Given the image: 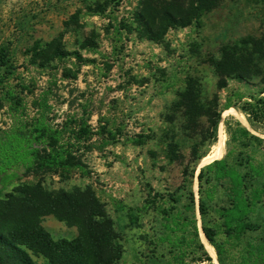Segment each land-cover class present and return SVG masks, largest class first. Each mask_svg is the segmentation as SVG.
Here are the masks:
<instances>
[{
    "label": "rangeland",
    "instance_id": "obj_1",
    "mask_svg": "<svg viewBox=\"0 0 264 264\" xmlns=\"http://www.w3.org/2000/svg\"><path fill=\"white\" fill-rule=\"evenodd\" d=\"M140 3L0 0V52L6 50V67L0 68V140L18 127H29L42 112L51 126L85 115L95 133L104 128L113 138L108 143L100 136L91 139L92 148L84 158L88 177L78 171L32 177L24 176L21 166L7 169L0 174V200L10 194L18 197L20 189L34 186L48 192L89 187L120 237L122 257L117 264H156L168 258V245L159 241L160 218L147 203L154 199L162 205L158 195L168 199L176 190L191 189L200 228L197 175L203 167L228 158L242 164L243 173L249 163L262 166L264 172V141L245 150L230 136L239 123L264 140V126L251 123L242 110L264 96L262 77L227 80L225 88L217 89L211 66L222 47L246 38L264 44V0L225 1L189 27L168 29L160 42L139 33L134 18ZM261 68L264 71V64ZM188 78L200 84L202 112L219 115L214 140L207 133V117L190 134L176 116L178 95ZM9 92L21 100L17 111L10 106ZM228 105L235 113H226ZM217 149L223 150L222 158L200 164ZM3 162L0 157V165ZM208 178L205 174L203 180ZM255 183L264 184V175ZM210 185L214 186L203 184L202 190ZM213 190L210 226L218 224L215 210L227 202L224 187L215 185ZM254 210L249 218L253 231L227 237L218 230L222 264H242L250 246H260L264 258V197ZM36 221L54 240L78 236L76 226L54 216ZM21 248L35 264H46L42 256ZM213 250L210 263L195 264H220Z\"/></svg>",
    "mask_w": 264,
    "mask_h": 264
},
{
    "label": "trees",
    "instance_id": "obj_2",
    "mask_svg": "<svg viewBox=\"0 0 264 264\" xmlns=\"http://www.w3.org/2000/svg\"><path fill=\"white\" fill-rule=\"evenodd\" d=\"M116 1L110 0V3ZM225 1L230 0H141L134 23L142 37L160 42L168 29L189 27ZM263 64L264 44L261 40L246 38L232 46L222 47L220 58L211 60L218 78L217 89L225 88L227 80L243 81L257 76L262 77L264 85ZM3 67H6V50L0 52V68ZM8 100L11 108L17 111L21 100L11 92L8 93ZM212 103L216 106V100ZM202 107L200 84L196 79L188 78L185 89L178 95L176 116L183 121L190 134L197 129L199 121L207 117V133H210L209 139L214 140L219 115L209 111L203 113ZM230 107L228 105L226 109ZM242 110L251 123L264 126V96L252 104H245ZM235 127L230 136L238 140L245 150L253 142L260 145L264 141L239 123ZM94 136H100L105 143L113 141L111 133L104 128L95 133L85 115L69 118L59 126H51L42 112L29 127H18L5 141L0 140V157L4 160L0 165V174L13 166H21L24 176L41 177L78 171L81 176L88 177L90 171L84 158L92 148L91 139ZM242 167V164L226 158L213 161L199 171L200 228L191 189L176 190L168 199L158 195L162 205L154 199L147 202L160 218L163 234L159 241L168 245V258H162V262L156 264L210 263L212 256L200 241V231L216 250L218 261L222 264L221 251L216 243L218 230L227 237H239L246 231H253L249 218L264 197V184L259 185L255 181L264 172L262 166L253 163L245 167L248 172L243 173ZM205 174H209L207 182L203 180ZM209 183L214 186L210 185L203 191V184ZM215 185L224 187L227 202L215 210L218 224L210 226L208 203H213L215 199ZM18 194V197L10 194L7 200H0V264H35L21 247L42 256L46 264H117L120 261V237L114 231L104 206L89 187L48 192L34 186L20 189ZM45 216H54L68 226H76L78 236L72 240H54L36 221ZM134 219L129 216L133 225L136 223ZM261 256L260 246H250L248 258L243 259L242 264H264Z\"/></svg>",
    "mask_w": 264,
    "mask_h": 264
},
{
    "label": "bare ground",
    "instance_id": "obj_3",
    "mask_svg": "<svg viewBox=\"0 0 264 264\" xmlns=\"http://www.w3.org/2000/svg\"><path fill=\"white\" fill-rule=\"evenodd\" d=\"M226 113H235V111L233 110V109H229V110H227V112ZM222 156H223V150L222 149H217L216 151H214L211 155H210V157L209 158H204V159H202V161H201V163L200 164H203L206 160H208V159H213V158H222ZM215 160V159H214ZM200 234H202V236H203V233L201 232ZM203 238V241L206 243V244H208L207 243V241L205 240V238H204V236L202 237ZM205 244V245H206ZM207 247H209L210 248V252H211V254L214 252V250H213V248L211 247V246H207ZM214 257V256H213ZM214 259V258H213ZM214 262L216 261V259H214L213 260Z\"/></svg>",
    "mask_w": 264,
    "mask_h": 264
}]
</instances>
